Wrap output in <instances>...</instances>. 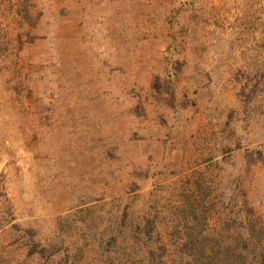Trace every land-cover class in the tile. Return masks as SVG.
<instances>
[{"label":"rangeland","instance_id":"obj_1","mask_svg":"<svg viewBox=\"0 0 264 264\" xmlns=\"http://www.w3.org/2000/svg\"><path fill=\"white\" fill-rule=\"evenodd\" d=\"M191 207L264 264V0H0V264H180Z\"/></svg>","mask_w":264,"mask_h":264},{"label":"trees","instance_id":"obj_2","mask_svg":"<svg viewBox=\"0 0 264 264\" xmlns=\"http://www.w3.org/2000/svg\"><path fill=\"white\" fill-rule=\"evenodd\" d=\"M47 88L43 87L41 89V94H43L42 103L45 106L44 111V119L48 122H52L54 120L53 113L58 108L57 100H55V93L51 92L48 94L46 91ZM49 95V99L46 97ZM7 101V100H6ZM7 102L5 103V105ZM183 219L186 221L184 224V237H183V245L179 250L180 255V264H219V260L224 256L228 255L231 250L230 247L223 248L220 244L223 240V232L224 230H220L216 235L205 234V226L199 225L198 219L200 217H206V215H201L198 207H191V209L182 212ZM193 222L191 225L190 223ZM253 227V223L249 222V228ZM252 237L255 238L257 235V231L252 228L250 229ZM30 233L29 239V253H40L42 256L46 254V248L40 245V242L35 241V232L33 230L28 231ZM152 226L150 224L146 225L145 228L138 227L136 230L132 232V236L138 240H143L146 243L150 241L152 238ZM27 234V236L29 235ZM239 239H242V235L240 233L237 234ZM41 247V249H39ZM248 247L245 246L244 249ZM162 251L166 252V248L162 247ZM149 252V260L147 264H159L157 262L158 259L162 261V254L156 253V249L152 248V246H148Z\"/></svg>","mask_w":264,"mask_h":264}]
</instances>
